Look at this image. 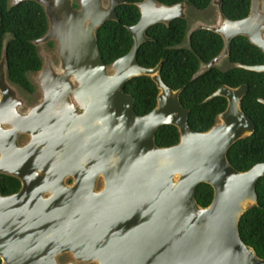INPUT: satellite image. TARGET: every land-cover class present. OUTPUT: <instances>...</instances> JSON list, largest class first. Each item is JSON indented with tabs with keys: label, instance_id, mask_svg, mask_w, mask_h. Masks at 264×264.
Instances as JSON below:
<instances>
[{
	"label": "water",
	"instance_id": "1",
	"mask_svg": "<svg viewBox=\"0 0 264 264\" xmlns=\"http://www.w3.org/2000/svg\"><path fill=\"white\" fill-rule=\"evenodd\" d=\"M35 1L45 9L48 29L34 43L39 50L55 41L59 64L39 50L43 65L31 80L41 99L29 106L8 78L11 34H6L0 60V172L22 185L12 194L0 191L2 264H264L239 229L244 213L258 204L264 162L240 171L228 159L230 147L256 128L241 108L249 86L221 85L206 100L224 96L227 108L209 130L197 131L181 103L182 88H171L161 76L163 60L155 67L138 61L141 45L151 39L147 29L187 18V3L136 2L141 17L128 27L133 45L106 64L96 31L118 19L117 6L125 0ZM211 5L217 6V23L201 24L189 34L212 30L224 47L201 63L193 78L219 66L236 36L264 51V0H251L249 15L241 19L225 14L222 0ZM234 65L264 71V64ZM142 75L159 89L156 106L144 115L125 86ZM165 124L177 126L180 140L161 147L155 137ZM202 182L214 189L206 207L196 200ZM67 254L71 259H64Z\"/></svg>",
	"mask_w": 264,
	"mask_h": 264
},
{
	"label": "trees",
	"instance_id": "2",
	"mask_svg": "<svg viewBox=\"0 0 264 264\" xmlns=\"http://www.w3.org/2000/svg\"><path fill=\"white\" fill-rule=\"evenodd\" d=\"M10 0H0V60L6 34H11L6 44L8 78L30 95H35L37 87L30 74L40 71L43 62L34 41L42 37L48 29V18L44 7L35 0H25L10 5ZM117 6V20H108L100 26L97 40L101 55L106 64L127 54L133 38L128 29L136 24L140 9L136 2L125 0ZM173 5L185 1L189 5L204 10L212 0H159ZM77 6V4H75ZM251 0H222V10L231 19H241L249 15ZM187 18H175L169 25L156 23L147 29L150 40L144 42L138 51V61L147 67H155L163 60L161 76L173 89L182 88L181 103L190 110L189 124L197 131H207L216 122L218 115L228 105L224 96L206 100L221 85L238 87L249 86L243 97L241 108L256 124L253 134L238 140L228 151L232 165L246 171L257 163L264 162V71L249 70L235 66V63L247 65L264 64V51L253 44L248 37L236 36L231 43L227 60L230 66H213L193 78L201 63H208L218 56L224 47L222 36L209 29H197L190 33L188 45L185 43L188 32ZM53 47L54 42L50 41ZM126 91L134 96L137 113L144 115L157 104L159 89L154 80L147 75L136 76L126 83ZM180 133L177 126L165 124L158 128L155 141L158 146L177 144ZM71 181V180H70ZM21 180L15 176L0 172V191L12 194L20 190ZM258 204L252 205L242 216L239 224L243 240L252 246L256 253L264 258V176L257 183ZM214 198L211 184L202 182L196 188V200L206 207ZM0 264L2 259L0 257Z\"/></svg>",
	"mask_w": 264,
	"mask_h": 264
},
{
	"label": "rangeland",
	"instance_id": "3",
	"mask_svg": "<svg viewBox=\"0 0 264 264\" xmlns=\"http://www.w3.org/2000/svg\"><path fill=\"white\" fill-rule=\"evenodd\" d=\"M186 14H187L186 17H187L188 26H189V29L187 32V39L185 41V43L187 45H188L189 31L194 26L193 23L195 20L202 21V23H204L205 25H213V23H211L210 20H212L213 22L218 20V18H217L218 17V10H217L216 5H210L207 9L201 10V9L194 7L193 5L187 4ZM53 42H54L53 47L49 46V44L46 43V44L40 45L39 50L49 52L53 56L55 63L59 64V60L57 58L56 42L55 41H53ZM218 65L220 68H227L231 64L229 61L225 60V61L220 62ZM30 78L33 80V74H30ZM20 91H21V94L26 98L27 104L29 106H31L36 101H39L41 99V94H40V91L38 88H37V92L35 95H30L23 90H20ZM25 140H26L25 137L21 139V141H23V142ZM71 257L72 256L70 254H67L64 256V259L68 260V259H71Z\"/></svg>",
	"mask_w": 264,
	"mask_h": 264
},
{
	"label": "flooded vegetation",
	"instance_id": "4",
	"mask_svg": "<svg viewBox=\"0 0 264 264\" xmlns=\"http://www.w3.org/2000/svg\"><path fill=\"white\" fill-rule=\"evenodd\" d=\"M217 21H218V20H216V21L213 22L212 20H210V22L213 23V24L217 23ZM201 24L205 25L204 23H202V21L195 20L194 23H193L194 26L192 25V26H193L192 29H193V28H196L197 26H199V25H201ZM192 31H193V30H192ZM192 31H191V32H192ZM189 35H190V34H189ZM225 60H227V58L222 59L220 62L225 61ZM227 61H228V60H227ZM71 182H72V181H71Z\"/></svg>",
	"mask_w": 264,
	"mask_h": 264
}]
</instances>
